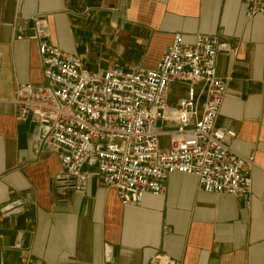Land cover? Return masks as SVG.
<instances>
[{
    "label": "crops",
    "instance_id": "0c3cea01",
    "mask_svg": "<svg viewBox=\"0 0 264 264\" xmlns=\"http://www.w3.org/2000/svg\"><path fill=\"white\" fill-rule=\"evenodd\" d=\"M34 17L44 19L48 44L91 72L154 68L175 33L186 44L211 35L234 48L216 56V75L230 78L216 126L235 134L231 150L254 159L250 205L199 193L183 174L138 207L122 206L95 170L76 194L34 125L14 119V86L42 84L38 42L28 35ZM186 94L171 84L167 105ZM159 143L167 147L168 137ZM21 255L46 264H150L156 255L175 264H264V19L247 18L243 0H0V264Z\"/></svg>",
    "mask_w": 264,
    "mask_h": 264
},
{
    "label": "built area",
    "instance_id": "2783aa9c",
    "mask_svg": "<svg viewBox=\"0 0 264 264\" xmlns=\"http://www.w3.org/2000/svg\"><path fill=\"white\" fill-rule=\"evenodd\" d=\"M243 5L247 18L264 19V0H243ZM32 22L29 39L38 42L42 84L14 86V119L34 125L37 143L57 158L76 194H84L89 170H95L122 206L138 207L145 194L162 196L170 175L183 174L196 180L199 193L250 205L254 159L231 150L235 134L216 126L230 81L216 75V56L234 54V48L211 35H196L186 44L175 33L154 68L110 65L91 72L79 56L48 44L42 17ZM174 83L187 94L169 107ZM162 136L168 137L165 148ZM16 264L46 263L21 255ZM150 264L175 263L156 255Z\"/></svg>",
    "mask_w": 264,
    "mask_h": 264
},
{
    "label": "water",
    "instance_id": "95a60500",
    "mask_svg": "<svg viewBox=\"0 0 264 264\" xmlns=\"http://www.w3.org/2000/svg\"><path fill=\"white\" fill-rule=\"evenodd\" d=\"M28 35H30V37H32V36H33V31H32V30L29 31V32H28ZM11 237H13V236H11Z\"/></svg>",
    "mask_w": 264,
    "mask_h": 264
},
{
    "label": "rangeland",
    "instance_id": "374dc122",
    "mask_svg": "<svg viewBox=\"0 0 264 264\" xmlns=\"http://www.w3.org/2000/svg\"><path fill=\"white\" fill-rule=\"evenodd\" d=\"M161 143H162V146H165L166 145V140L163 139Z\"/></svg>",
    "mask_w": 264,
    "mask_h": 264
}]
</instances>
